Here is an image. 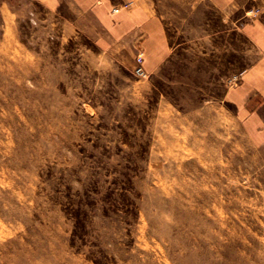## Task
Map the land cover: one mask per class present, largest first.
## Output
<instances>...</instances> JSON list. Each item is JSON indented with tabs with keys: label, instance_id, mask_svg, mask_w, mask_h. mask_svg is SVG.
<instances>
[{
	"label": "rangeland",
	"instance_id": "1",
	"mask_svg": "<svg viewBox=\"0 0 264 264\" xmlns=\"http://www.w3.org/2000/svg\"><path fill=\"white\" fill-rule=\"evenodd\" d=\"M82 1L0 0V264H264V0Z\"/></svg>",
	"mask_w": 264,
	"mask_h": 264
},
{
	"label": "crops",
	"instance_id": "2",
	"mask_svg": "<svg viewBox=\"0 0 264 264\" xmlns=\"http://www.w3.org/2000/svg\"><path fill=\"white\" fill-rule=\"evenodd\" d=\"M54 1L73 3L77 6H81L85 2L82 0ZM122 2H132L134 6L129 11L119 10L116 13H111V9L120 7ZM122 2H119V0H90L89 8L87 10L81 9V11H84V13L90 12L93 21L106 32V38L128 41L132 45L140 43V47L145 49L149 61V53L154 51L153 46L165 42L162 39L164 31L162 30L160 18L157 17L156 10L151 7L148 0H122ZM77 8L79 9V7ZM247 32L256 48L264 53V29L250 28ZM257 72H259V69L255 68L254 74H257ZM258 92L261 93L259 89ZM260 95L264 100L263 95Z\"/></svg>",
	"mask_w": 264,
	"mask_h": 264
},
{
	"label": "built area",
	"instance_id": "3",
	"mask_svg": "<svg viewBox=\"0 0 264 264\" xmlns=\"http://www.w3.org/2000/svg\"><path fill=\"white\" fill-rule=\"evenodd\" d=\"M115 12H117V11L115 10ZM140 62H141V57L139 56L137 58L138 67L134 70V73L138 77H143L144 76V72L141 69Z\"/></svg>",
	"mask_w": 264,
	"mask_h": 264
}]
</instances>
